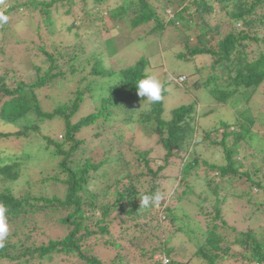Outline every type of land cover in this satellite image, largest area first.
<instances>
[{
    "label": "trees",
    "instance_id": "obj_1",
    "mask_svg": "<svg viewBox=\"0 0 264 264\" xmlns=\"http://www.w3.org/2000/svg\"><path fill=\"white\" fill-rule=\"evenodd\" d=\"M80 1L86 5L87 0ZM92 1L98 5L93 13L96 18L108 0ZM75 4L74 0H0V12L8 17L7 23H0V43L10 24L20 22L16 16L28 12L38 16L37 28L22 43L34 45L36 56L42 57L40 66H32V82L17 79L7 69L0 74V127L8 128L0 129V143L12 147L0 149V201L9 208L10 228L0 248V264H53L58 256L67 263L77 259L80 264H105L93 255L97 243L91 240L109 237L104 244L119 248L121 244L110 239L109 230L119 221L123 239L131 230L126 217L134 223L132 229L145 234L148 228V237L157 240L150 250L137 237L138 243L127 241L139 249L140 256H148L151 264H162L153 260L154 255L164 258L166 264H190L195 259L202 264H228L230 259L264 264V201L256 202L259 195L253 193L264 192V184L257 177V169L245 170L247 157H239L249 145L248 135L258 120L252 111L247 112L250 101L264 86V0H119V4L106 7L109 18L128 20L131 29L152 23L150 32L156 36L169 26L182 31L192 29L195 43L191 45L187 38L186 52L178 53V57L189 61L209 57L212 71L207 80L195 82L193 87L207 89L222 107L229 106L244 117L236 123L221 120L204 129L194 105L176 108L169 119H163L162 99L150 107L144 103L136 83L147 75L146 61L140 58L130 66L114 64L112 57L120 50L114 48L112 39H105L107 52L94 53L86 61L90 65L88 76L82 75L85 68L79 67L75 53L69 56V68L63 69L59 61L64 58L57 45H51L50 51L43 36L53 37V15L72 16ZM215 15L222 16L223 22L212 24ZM71 25L69 29L75 24ZM218 68L219 74L213 71ZM87 77L92 78L89 81ZM76 78L77 88L66 100L51 110L42 108L37 92L55 82L70 85ZM86 96L93 111L74 121ZM53 121L63 125L62 140L42 134L46 122ZM116 123L120 126H114ZM91 127L97 130L94 135L78 137ZM139 132L155 136L153 144L141 148L137 142ZM38 136L44 141L43 162H58L16 194L12 186L20 177L21 167L38 159L37 154L26 152L25 145ZM107 141H112L111 145L98 158L97 146ZM158 146L162 153H156ZM215 153H221L220 162L211 156ZM175 167L176 177L163 173ZM199 172L204 176L207 195L195 192L190 183L200 177ZM108 175L111 179L107 181ZM172 178L178 185L169 200L179 205L162 208V183ZM97 183L103 189L95 191ZM238 187L243 190H236ZM145 195L160 198L144 207ZM189 198L196 199L194 216L180 209ZM158 206L162 208L161 217L154 215ZM42 215L63 227L64 233L40 241L38 234L44 235L38 231L35 219ZM196 216L205 222L204 230L197 224L191 227ZM140 222L143 224L138 228ZM163 222L175 226L176 233L184 238L181 244L194 247L192 254L177 253L169 239L164 241L156 235ZM109 264H124L123 256L116 253Z\"/></svg>",
    "mask_w": 264,
    "mask_h": 264
},
{
    "label": "rangeland",
    "instance_id": "obj_2",
    "mask_svg": "<svg viewBox=\"0 0 264 264\" xmlns=\"http://www.w3.org/2000/svg\"><path fill=\"white\" fill-rule=\"evenodd\" d=\"M77 4L73 5L72 16L54 14V20L56 21L55 32L56 34L52 37H44L47 46L50 51L51 45L56 44L57 50L61 53L64 60L59 61L63 69L69 68L68 59L73 53L78 54L79 67L82 68L84 65V73L82 75L88 76L90 65L86 61L92 55L107 52L104 45L105 39L113 40V46L118 52L112 57V62L120 66H130L133 65L140 58L146 61L145 73L147 75H154L159 78L162 82L164 88V95L162 98L163 103V119H169L172 110L187 106H195V115L199 119L200 127L210 128L219 124L221 120L227 123H236L237 121H242L244 117L236 114L231 107H222L221 104L217 103L209 94L205 88L193 87L195 82H204L211 75V61L209 57L201 56L195 57L193 61L184 60L178 57V53H185V40L189 38L190 44L195 43L192 29L188 31H182L180 28L169 26L162 34L156 36V34L151 33L152 23L142 25L136 29H131L128 20L114 21L105 14L107 6H115L119 4V0H108L107 6L104 5L100 9L98 14V19L94 17L95 12H97V6L93 4L92 0H87L86 5H83L80 0H74ZM152 1V0H150ZM154 1V0H153ZM160 4V3H157ZM61 13V12H60ZM89 13V14H88ZM86 16V17H84ZM19 17L20 22L17 24L14 22L10 24L8 31L3 32L2 39L3 43H0V74L4 73V69L12 71L15 73L17 79H22L25 82H32L35 78L32 66H40L42 57L36 56L34 45L28 43H22L23 40L29 39L35 34L37 28L38 16L30 15L28 12H22V14L16 16ZM223 17L215 15L212 19V24L223 22ZM71 24H75L73 28L69 29ZM72 26V25H71ZM70 26V27H71ZM191 28L193 26L191 25ZM36 47V46H35ZM34 48V49H32ZM113 48V47H112ZM80 50V52H79ZM106 63H108L106 61ZM110 64V63H108ZM215 73L219 74L218 70H213ZM185 77V82L176 83L175 80ZM90 81L92 77H87ZM179 78V79H177ZM77 79H74L70 85H65L63 83L55 85H47L42 90L37 92L38 99L41 102L42 108L44 110H51L58 102L66 100L70 96V92L77 88ZM144 103H148L145 100ZM254 110V112H253ZM93 111V105L91 100L87 98L84 99L83 105L80 107L78 114L75 116L74 121L80 119L91 113ZM252 115H256L257 121L255 123L249 118V124H253L251 128V133H249V139L246 143L248 146H244V149L240 153V159L242 156L247 157L248 162L244 164L245 170L254 171L257 169V177L259 181L264 184V159L262 161V156L264 157V86H262L254 95L249 104V110ZM209 112V114H208ZM246 112V113H247ZM115 123V122H114ZM114 126H120L119 123L114 124ZM0 129L7 130L8 128L0 127ZM62 129L63 125L60 121L46 122L43 126L42 134L51 137H57V139L62 140ZM97 130L95 128H88L82 131L78 137L79 138H90L94 135ZM137 142L141 148H147L153 144L155 141V136L146 137L143 133L139 132L137 135ZM112 141H107L98 145V158L102 156V151L107 149L111 145ZM44 141L41 137H34L26 145V152L31 155H36L38 159L31 161L21 167V174L19 179L14 183L13 191L14 193H19L25 190L27 182L34 183L40 178V172L48 169H52L58 161L56 160H46L45 152L42 153V147ZM243 146V144H242ZM9 150L12 147L7 145V143H0V149L5 148ZM156 153H162V148L160 146L156 147ZM44 154L43 156H41ZM95 154V153H94ZM212 154L217 161L220 162V155ZM153 157L157 154L152 155ZM96 158V160L98 159ZM33 160V159H32ZM222 160V159H221ZM251 162V163H249ZM157 164H160L157 161ZM241 169V172L244 171ZM163 173L168 176L171 175L176 177L178 174V167L168 168L164 170ZM200 177L192 179L190 181L191 185L194 187L195 192L206 194V188L203 184V178L201 172H199ZM107 181L111 179L109 175L106 177ZM172 178L168 182L162 183V188L165 190V194L160 199L163 202L162 208L165 206H178L175 200H169L170 194L177 187V181H173ZM98 181V180H97ZM95 181V182H97ZM94 182V183H95ZM93 183V184H94ZM100 183V181L98 182ZM96 185L95 191L101 190L103 188L101 184ZM236 190H243L242 187H238ZM255 190V189H254ZM253 191V190H252ZM254 194L259 195L256 202L264 201V192H255ZM168 198V200H167ZM208 200H210L208 196ZM212 200V199H211ZM254 200V199H253ZM168 201V202H167ZM196 202L195 198H189V200L181 203L180 209L182 213L190 215H195V207L193 204ZM161 204V203H160ZM158 206L156 216L161 217L162 209ZM45 215L37 216L35 219L38 224L37 228L39 232H43L44 236L38 234V239L44 240L47 236H59L64 233V228L57 225L54 220L50 218H45ZM59 217V216H57ZM180 220L182 215L179 214ZM197 221H193L191 227L199 226L201 230H204L205 222L201 217L196 216ZM125 221L129 224L128 228L131 230L127 231L125 237L122 239L121 233L122 228L120 227L119 221L114 222V226H110V239L117 240L121 244L119 248L107 247L104 242L109 237H103L97 241L92 238V242H96L93 246V255L100 258L105 264H109L111 259L115 257L116 253L121 254L124 259V264H151L148 256H140V251L137 247L128 244L127 241L133 239V241L138 243V239L143 240L142 246L150 250V247L156 246L157 240L149 238L150 229L146 228L145 234H142L139 230L132 229L134 223L130 221L128 217ZM183 221V219H182ZM181 221V223H182ZM198 222V223H197ZM143 224L140 222L138 228ZM156 222L153 223V226ZM163 228L157 231L156 235L160 236L164 241L170 240V244H174L177 253L180 254H192L194 252V247L192 245L183 243V237L176 233V228L173 225L165 224L163 222ZM10 229V228H9ZM12 231V230H11ZM154 232V230L152 231ZM203 232V231H202ZM260 234V233H256ZM137 237V238H136ZM185 237V236H184ZM135 238V240H134ZM122 239V240H121ZM187 239V238H185ZM238 251V249H236ZM237 253V252H236ZM162 257L159 255H154L153 260L159 262ZM63 257L58 256L54 260L53 264H80L77 259H70L72 262H62ZM249 264L244 262H237L230 259L228 264ZM190 264H202L198 260H190ZM227 264V262H225Z\"/></svg>",
    "mask_w": 264,
    "mask_h": 264
},
{
    "label": "clouds",
    "instance_id": "obj_3",
    "mask_svg": "<svg viewBox=\"0 0 264 264\" xmlns=\"http://www.w3.org/2000/svg\"><path fill=\"white\" fill-rule=\"evenodd\" d=\"M8 17L3 14V12H0V23H7ZM176 81V83H183L184 79ZM137 88V94L141 97H146V101L149 103V107L153 103H157L162 99V92H163V84L159 80L158 77L154 75H145L141 79H139L136 83ZM160 197L157 196H149L145 195L143 197V206L148 207L150 203H152L154 200L159 199ZM8 212L9 208L8 206L3 202L0 201V248L4 246V242L8 238L9 235V226H8ZM164 258L160 259V262L162 263V260Z\"/></svg>",
    "mask_w": 264,
    "mask_h": 264
},
{
    "label": "built area",
    "instance_id": "obj_4",
    "mask_svg": "<svg viewBox=\"0 0 264 264\" xmlns=\"http://www.w3.org/2000/svg\"><path fill=\"white\" fill-rule=\"evenodd\" d=\"M182 79H180V81H181ZM162 264H166V260L165 259H163L162 260Z\"/></svg>",
    "mask_w": 264,
    "mask_h": 264
}]
</instances>
